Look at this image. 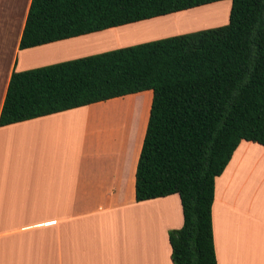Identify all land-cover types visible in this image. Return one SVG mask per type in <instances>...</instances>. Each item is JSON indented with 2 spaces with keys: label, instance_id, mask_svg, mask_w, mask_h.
I'll return each instance as SVG.
<instances>
[{
  "label": "crops",
  "instance_id": "1",
  "mask_svg": "<svg viewBox=\"0 0 264 264\" xmlns=\"http://www.w3.org/2000/svg\"><path fill=\"white\" fill-rule=\"evenodd\" d=\"M29 4L0 0V109L13 71L179 34H159L173 13L20 50ZM229 6L215 16L224 22L201 28L225 25ZM151 98L147 90L0 127V264H172L178 196L134 200ZM210 214L216 264H264V147L239 142L214 178Z\"/></svg>",
  "mask_w": 264,
  "mask_h": 264
},
{
  "label": "trees",
  "instance_id": "2",
  "mask_svg": "<svg viewBox=\"0 0 264 264\" xmlns=\"http://www.w3.org/2000/svg\"><path fill=\"white\" fill-rule=\"evenodd\" d=\"M223 0H30L27 49ZM225 25L12 72L0 127L151 91L136 202L176 194L172 264H216L214 178L240 141L264 147V0H229Z\"/></svg>",
  "mask_w": 264,
  "mask_h": 264
},
{
  "label": "rangeland",
  "instance_id": "3",
  "mask_svg": "<svg viewBox=\"0 0 264 264\" xmlns=\"http://www.w3.org/2000/svg\"><path fill=\"white\" fill-rule=\"evenodd\" d=\"M228 2L229 1L227 0L220 1L217 5H213L210 7H206L208 5H205V6H202L204 8L197 9L193 13H186V11L174 13L173 17L167 18L166 23H165L166 25H164L165 27H170L169 28L170 30L163 32V33H159V34L168 35V33H179L176 35H180V34L195 32L199 30H204L201 27H204L209 24L220 23V21L222 23L225 21V17L222 18L221 20L220 19L217 20L215 19V16H217L220 13L224 14V10L222 9H224L225 6H227ZM193 9H196V8H193ZM175 14H178V15H175ZM210 28H214V27H210ZM205 29H209V28H205ZM127 100H130V99H127ZM122 104H126V103H122Z\"/></svg>",
  "mask_w": 264,
  "mask_h": 264
}]
</instances>
